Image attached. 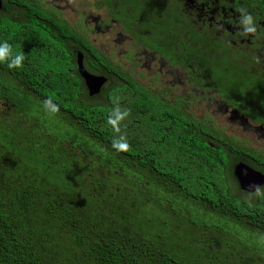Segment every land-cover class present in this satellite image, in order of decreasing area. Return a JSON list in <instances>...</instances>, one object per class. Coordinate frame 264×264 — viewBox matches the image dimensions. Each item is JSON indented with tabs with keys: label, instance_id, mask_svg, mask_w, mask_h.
I'll use <instances>...</instances> for the list:
<instances>
[{
	"label": "trees",
	"instance_id": "obj_1",
	"mask_svg": "<svg viewBox=\"0 0 264 264\" xmlns=\"http://www.w3.org/2000/svg\"><path fill=\"white\" fill-rule=\"evenodd\" d=\"M62 37L37 23L20 25L0 16V48L8 46L12 57L21 53L25 57L18 68H10L8 58L0 61V74L39 101L51 97L64 118L79 119V127H73L103 148L102 156L114 166L118 180L123 177L119 174L123 166L134 177L142 174L134 162L145 152L150 168L166 177L159 182L143 178L145 188L155 184L193 204L198 200L202 205L208 203L205 212L244 226L264 243V196L252 202L230 194L224 153L215 159L201 149L199 139L190 142L183 127L176 131L166 127L168 124L163 128L133 125L123 133L126 119L136 123L140 120L137 115H128L120 122V131H115L108 123L113 112H139V103L120 89L106 102L80 99L82 87L72 74L74 62ZM7 90L3 87L4 96ZM121 136L130 145L128 151L113 146ZM19 143L10 141L12 147ZM44 150H24L28 165L23 173L21 161L10 168V174L9 164L0 162V264H183L170 254L172 247L163 236L154 234L152 221L138 214L136 199L117 189L115 183L109 187L108 181H102L101 192L93 191L79 175L72 155ZM8 156L11 159V152ZM95 172L104 179L105 171ZM104 189L109 192L103 193ZM160 210L168 217V211ZM156 224L160 229L169 227L168 221Z\"/></svg>",
	"mask_w": 264,
	"mask_h": 264
},
{
	"label": "flooded vegetation",
	"instance_id": "obj_2",
	"mask_svg": "<svg viewBox=\"0 0 264 264\" xmlns=\"http://www.w3.org/2000/svg\"><path fill=\"white\" fill-rule=\"evenodd\" d=\"M0 1V16L11 22L63 35L80 99L106 102L120 89L139 103V112H128L140 120L126 119L123 133L143 124L184 128L207 154L219 160L224 153L231 195L252 202L264 196V185L245 191L235 173L243 163L264 175V0ZM80 55L88 73L105 78L97 94L79 71ZM10 102L0 98V108L14 107ZM66 118L79 127V119ZM241 130L252 138H241ZM145 154L134 162L143 178L165 180Z\"/></svg>",
	"mask_w": 264,
	"mask_h": 264
},
{
	"label": "rangeland",
	"instance_id": "obj_3",
	"mask_svg": "<svg viewBox=\"0 0 264 264\" xmlns=\"http://www.w3.org/2000/svg\"><path fill=\"white\" fill-rule=\"evenodd\" d=\"M3 87L8 89L6 96ZM2 97H8L14 106L4 105L0 108V162L9 164L8 174L13 170L11 167L21 162L20 171H26L28 162L24 150L42 153L45 148H49L59 156L68 157L70 154V159L79 169V175L91 184L93 191L101 192L102 181H108L109 187L115 183L117 189L136 199L140 210L138 214L146 217V221H152L154 234L163 236L165 243L172 247V252L168 251L176 255L180 263L199 264V259H204L202 264H264V243L255 233H250L247 228L228 218L205 212L197 204L183 200L175 193L162 191L155 184L143 188L146 184L143 175L135 174L134 177L131 175L133 171L126 166L122 167L123 172L119 174H123V177L118 180L115 177L117 171L106 162L99 144L81 133L79 135V130L73 127L71 121L58 112L52 113L46 109L44 102L8 81L3 73L0 74ZM194 108L199 113L204 110L201 104ZM218 121L225 122V119ZM240 132L241 138H252L250 134H244L242 130ZM10 141L20 143L12 147ZM10 152L12 156L8 159ZM97 168L105 171L103 180L95 172ZM30 174V171L27 172V175ZM139 186L142 188L139 189ZM108 192L109 189L103 190V193ZM161 208L168 211V217ZM164 221H168L169 227L160 229L156 222L161 224ZM144 227L148 228L147 225Z\"/></svg>",
	"mask_w": 264,
	"mask_h": 264
},
{
	"label": "water",
	"instance_id": "obj_4",
	"mask_svg": "<svg viewBox=\"0 0 264 264\" xmlns=\"http://www.w3.org/2000/svg\"><path fill=\"white\" fill-rule=\"evenodd\" d=\"M1 8L2 2L0 1V9ZM79 71L86 81V84L90 90V95L99 93L101 87L105 83V78L94 77L88 73L83 67L81 55L79 56ZM235 173L240 181L242 189L245 191L254 193L256 191V186L261 187L264 185V175L243 163L236 166Z\"/></svg>",
	"mask_w": 264,
	"mask_h": 264
},
{
	"label": "clouds",
	"instance_id": "obj_5",
	"mask_svg": "<svg viewBox=\"0 0 264 264\" xmlns=\"http://www.w3.org/2000/svg\"><path fill=\"white\" fill-rule=\"evenodd\" d=\"M5 58L10 59L9 67H22V62L24 60V54H18L15 57H12L9 53L8 46H5L3 48H0V61L5 60ZM45 108L51 111L52 113L59 111V106L56 104H53L51 97H49L44 102ZM129 115L128 111L121 112L118 109L115 110L111 116V118L108 119V123L110 125H113L115 131L119 132V124L121 121H123L127 116ZM113 146L116 147L119 150L128 151L130 149V145L127 143L126 137L121 136L118 140L113 141ZM256 191L260 192V187L256 186Z\"/></svg>",
	"mask_w": 264,
	"mask_h": 264
}]
</instances>
